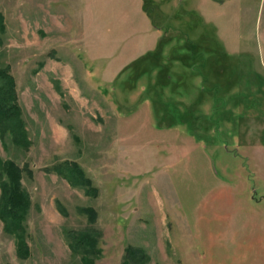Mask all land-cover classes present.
Listing matches in <instances>:
<instances>
[{
  "label": "rangeland",
  "instance_id": "obj_1",
  "mask_svg": "<svg viewBox=\"0 0 264 264\" xmlns=\"http://www.w3.org/2000/svg\"><path fill=\"white\" fill-rule=\"evenodd\" d=\"M144 7L159 46L119 69L120 49L88 53L75 12L60 27L37 0H0L31 140L0 136L31 200L28 255L0 219V264H124L129 248V264H264V0ZM65 161L90 193L55 172Z\"/></svg>",
  "mask_w": 264,
  "mask_h": 264
},
{
  "label": "crops",
  "instance_id": "obj_2",
  "mask_svg": "<svg viewBox=\"0 0 264 264\" xmlns=\"http://www.w3.org/2000/svg\"><path fill=\"white\" fill-rule=\"evenodd\" d=\"M144 5L145 0H37V13L46 22L58 21L56 26L66 27L64 21L75 19V12L82 27L80 35L89 44L88 53L98 59L120 49L115 64L121 69L159 46L160 27L152 24ZM59 11L67 15L59 16ZM203 81L201 74L193 91L202 90Z\"/></svg>",
  "mask_w": 264,
  "mask_h": 264
},
{
  "label": "trees",
  "instance_id": "obj_3",
  "mask_svg": "<svg viewBox=\"0 0 264 264\" xmlns=\"http://www.w3.org/2000/svg\"><path fill=\"white\" fill-rule=\"evenodd\" d=\"M4 30V16L0 13V32H4ZM0 41H2L1 38ZM22 112L17 96L16 81L11 73V68L9 65H3L0 60V136L3 139L9 136L16 145L29 147L31 140ZM54 170L72 186L86 187L90 184V179L86 177L78 162L65 161L55 165ZM22 172L23 168L15 161L3 160L0 157V219L4 222L5 230L16 236L18 253L25 257L28 255V246L24 240L23 221L31 205V200L28 193L22 189ZM86 188L89 193L92 191H89L88 187ZM87 238L89 239V237ZM86 242L85 239H82L76 244L71 243L70 245L72 250L76 252L78 247H82ZM88 243L94 244L93 240L88 241ZM128 252L130 260L128 259V262L126 261L124 264H129L131 260L138 262L140 257L137 252L139 250L129 248Z\"/></svg>",
  "mask_w": 264,
  "mask_h": 264
}]
</instances>
